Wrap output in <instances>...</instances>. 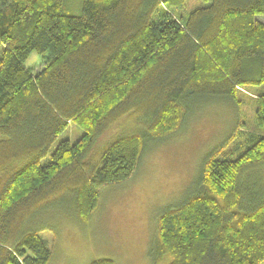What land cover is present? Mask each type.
<instances>
[{"label":"trees","instance_id":"16d2710c","mask_svg":"<svg viewBox=\"0 0 264 264\" xmlns=\"http://www.w3.org/2000/svg\"><path fill=\"white\" fill-rule=\"evenodd\" d=\"M80 1L70 15L65 0H0V264H48L51 249L27 223L42 209L85 221L104 185L136 171L146 137L179 130L191 101L237 105L239 88L264 86V0H201L185 15V0ZM31 52L45 59L37 72L25 66ZM256 104L264 123V94ZM126 115L145 132L91 156ZM68 120L83 136L50 152ZM237 129L204 157L182 202L161 213L150 264L264 260V134L223 157Z\"/></svg>","mask_w":264,"mask_h":264},{"label":"rangeland","instance_id":"374dc122","mask_svg":"<svg viewBox=\"0 0 264 264\" xmlns=\"http://www.w3.org/2000/svg\"><path fill=\"white\" fill-rule=\"evenodd\" d=\"M65 1L64 12L80 13V0ZM201 3V0H185L179 11L185 15ZM167 6L163 3L164 8ZM259 19L263 22L264 14ZM44 63V58L31 52L25 66L37 72ZM260 93L264 94V86L239 88L237 105L226 99L191 101L179 130L160 141L146 137L136 171L125 181L104 185L98 207L85 221H78L73 212L63 208L50 209L47 213L43 209L39 211L34 218L37 221L27 224L51 249L48 264H89L96 258H110L113 264H150L147 252L157 233L161 213L190 193L204 157L220 146L236 127L234 139L224 148L223 157H236L253 137L264 134V123L258 122L262 119L255 114ZM67 123L50 152L62 140L74 143L83 136L80 126L70 120ZM144 132L134 116H123L102 132L91 156L100 157L114 139ZM49 157L47 154L41 164ZM260 171L264 179V171Z\"/></svg>","mask_w":264,"mask_h":264}]
</instances>
